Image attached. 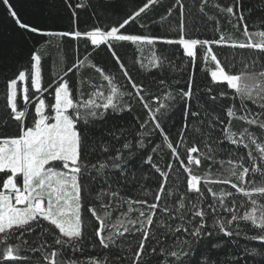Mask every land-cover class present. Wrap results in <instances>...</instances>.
<instances>
[{
  "label": "snow or ice",
  "instance_id": "1",
  "mask_svg": "<svg viewBox=\"0 0 264 264\" xmlns=\"http://www.w3.org/2000/svg\"><path fill=\"white\" fill-rule=\"evenodd\" d=\"M0 3L19 34L33 42L23 70L12 64L14 53L0 46L7 109L0 123L8 127L11 121L16 126L14 135H0V264H264V18L256 30H250L254 9L245 8L244 0L211 5L235 19L233 27L242 30L243 41L235 40L221 32L219 20L206 11L209 0H198V12L213 22L219 36L192 38L188 35L191 14L183 0H176L177 36L173 38L127 31L134 23L146 29L139 18L160 0H146L113 25L83 30L77 9L93 8L99 19L111 15L117 4L43 0L42 16L51 21L50 27L23 22L10 0ZM51 9H56L55 14ZM260 10L264 11V0ZM172 14L170 8L167 17ZM63 19L69 27L56 28ZM68 41L75 44L74 62L43 89H51L52 102L42 94L33 101L30 88L42 93V61L55 46L63 63ZM81 43L86 49L83 58ZM125 45L139 54L133 60L139 81L118 54L117 48ZM158 45L182 49L193 69L186 87L173 88L163 75L167 58L157 54ZM213 45L255 55L242 57L238 61L242 67L233 71L235 56L230 67L227 57L218 58ZM146 48L151 50L147 60L143 58ZM101 52L118 66L125 84L96 62ZM198 62L210 77L199 85ZM84 69L94 70L100 82L85 79ZM133 102L139 103L146 119H127ZM177 113L181 122L173 125L177 136L173 140L168 125ZM234 120L246 127L234 131ZM217 129L221 137L213 135ZM225 142L235 147L220 148ZM162 147L178 162L171 183L173 165L162 170L152 155ZM217 151L229 154L227 175L213 176L210 169L199 174L205 161L223 168L225 161L216 160ZM130 167L137 175H130ZM157 173V187L145 190L141 183L138 196L128 194V183ZM212 185L227 188L217 192ZM125 205L126 211L114 217L113 212ZM137 237V243L131 244L130 238ZM241 241H246L243 247ZM228 245L240 250L228 252Z\"/></svg>",
  "mask_w": 264,
  "mask_h": 264
},
{
  "label": "trees",
  "instance_id": "2",
  "mask_svg": "<svg viewBox=\"0 0 264 264\" xmlns=\"http://www.w3.org/2000/svg\"><path fill=\"white\" fill-rule=\"evenodd\" d=\"M78 2V0H73V3L75 4ZM92 4H95V0H91ZM114 3L117 4L116 9H114L113 13L108 16H100L99 19H97L96 16H94L93 8H86V9H77V11L80 13V28L86 29L91 28L94 25H99L101 27L113 25L116 23V21L121 19V16L125 12H131L133 8L137 6H142L146 0H113ZM186 7V12L190 13V18L188 21L189 24V31L188 35L192 38H200V39H218L219 33L214 32V25L213 22L208 21L206 17H202L201 14L198 12L197 9V3L198 0H183ZM232 2V0H209V6L206 8V11L209 13V15L215 16L219 20L220 24V31L223 32L226 36L231 35L233 39L243 41L242 36V30L238 31L236 28L233 27V24L235 23L234 18L226 17L224 14L218 12L215 8L211 7V5L219 3L221 5H228ZM10 3L13 4L15 10L17 11L18 15L20 16L21 20L26 23H34V22H40V23H47V26H53L51 24V21L45 22L42 13L46 10V5L43 3V0H10ZM245 8L252 7L254 9L251 17H249V24H250V30H256V28L260 25L261 18H264V11H261V0H244ZM175 5L176 0H160V3L153 8H151L147 14L143 15L141 18H139L140 23H143L147 26L146 29H141L139 27V24H132L128 26L127 31L130 33H145V34H153V35H165V36H171L175 38L177 36L176 32V21H177V15L175 11ZM172 8L173 14L171 17H167L168 10ZM53 14H55L56 9H51ZM247 16V13H245ZM165 17H167L165 19ZM232 20V23H229V20ZM58 29H67L69 27V21L67 19H63L58 21L55 25ZM0 46H3L7 49H10L14 53V61L12 64H14L15 68H18L20 70H23V66L27 64L29 51L33 47L32 40L28 39L26 36L22 37L19 34V31L14 26V22L11 20V17L8 16L6 8L0 3ZM64 51L66 52L64 62L61 63L58 60V49L57 47L53 46L51 49V56H45L44 60L42 61V93H36L34 90L30 88V82H29V88H30V98L34 101L35 98L38 95H43L47 98V101L49 103L52 102V96L50 94L51 89L48 92L43 91L45 88H49V85L57 79L59 75H63L64 71H66V68L68 66H71V64L74 62L76 53L74 52L75 44L74 42L68 41L64 44ZM213 50L217 53L218 58H220L222 61L225 60V57H227V62L229 63V66L231 67V64L233 63L232 57L235 56L236 62L235 67L232 68L233 71H236L242 67V65L238 62L242 57L247 56H254L255 53L251 52L250 50H240V49H230L228 47H218L216 45H213ZM118 54L122 56L123 61L126 63V65L129 67V69L132 71L133 76L139 81L141 80V76L137 75L136 69L133 68V60L139 55L136 53L135 49L131 46L125 45L122 48H117ZM156 52L158 55L162 57H166L165 61V73L163 74L169 83L172 84L173 88H181L186 87L185 81L188 78L189 72L193 71L191 68V65L186 57L182 54V49H179L178 46H167V45H158L156 48ZM86 53V49L84 48L83 43L80 44L79 47V55L81 58ZM151 57V50L145 49V52L143 53V58L145 60L149 59ZM96 62L100 63L102 66H105L107 69L111 71V73L117 77L119 82L121 84H125L126 81L123 80L122 75L118 71V66L115 65L114 61L110 59L109 54L106 52H101L100 55L96 58ZM12 66V65H10ZM84 73L85 79H92L96 82H100V77L97 73L94 72V70L91 69H84L82 70ZM11 71L8 72V75H11ZM71 73L69 74V77H71ZM77 75H80V73H77ZM69 77H66L69 78ZM175 80H179L180 83L176 84L174 83ZM195 80L196 84H203L206 82V80H210V77L206 76L205 71H203L202 63L198 62L197 66L195 68ZM145 82H147V79H145ZM85 93H87L88 89L85 87ZM19 104L22 107L23 101L18 97ZM225 103H228V101H225ZM253 107V110L255 111V106ZM31 111V110H30ZM132 116H138L140 120L146 119L145 111L140 107L139 103L133 102V111L132 114L127 116L128 120H131ZM7 117V109H6V97H5V77L4 75L0 74V119H6ZM181 122V116L179 113H177L172 121L169 122L168 128L171 131V139L176 140V127H173V125L178 126ZM118 123L123 124L124 121L120 120ZM9 126L5 127L3 123H0V135L3 134H9L14 135L16 132V126L13 122L8 121ZM243 127H246L242 122L240 121H233L232 128L234 131H239ZM253 131H256L259 133V129H252ZM214 136L221 137L222 132L217 129L214 133ZM157 144L160 143V139L157 138L156 140ZM202 149L204 148V145L200 143L198 145ZM215 147V145H213ZM235 146L228 144L225 142L224 144L220 145V148L223 149H233ZM182 151V149H181ZM255 152V149H253ZM244 150L241 149L239 154H243ZM154 162L162 169L167 171V165L172 164L173 169L170 175V183L172 180H175V177L177 175L176 169L178 167V162L174 160V158L171 156V153L166 148L162 147L161 150L157 151L156 153H153ZM229 154L227 151H217L216 152V160H224V166L221 168L219 163H210L209 161L204 162V167L199 169V174H203L209 169L211 170V173L213 176H219L221 173L225 172V169H227L229 166L227 164V160L229 159ZM232 159H236L235 156L231 157ZM154 171V170H153ZM194 171H197L194 169ZM130 175H137L135 168L129 169ZM182 172V170H181ZM145 175H149L147 172V169H145ZM181 179H183V175H181ZM121 184H124V181H120ZM144 184L146 186L145 190L147 189V186H151L152 189L158 186L159 183V174L151 175L148 180H141L138 183H128L126 187L130 189L129 195L131 196H138V188L139 184ZM183 184L180 185L181 191L183 190ZM214 190L219 192L221 188H227V186H221V185H212ZM231 190V189H228ZM234 191V190H231ZM151 199V197H149ZM237 199H240V197H237ZM126 205L122 208H118L117 211L113 212V216H117L120 211H126ZM98 211L103 212L102 209H98ZM90 215V214H89ZM90 234V230H89ZM137 239H131L130 243L135 245L137 243ZM246 243V241L240 242V247H243V245ZM127 247V244L125 245ZM239 251L240 249L236 245H228L226 248V251ZM223 259V257H221Z\"/></svg>",
  "mask_w": 264,
  "mask_h": 264
},
{
  "label": "rangeland",
  "instance_id": "3",
  "mask_svg": "<svg viewBox=\"0 0 264 264\" xmlns=\"http://www.w3.org/2000/svg\"><path fill=\"white\" fill-rule=\"evenodd\" d=\"M41 86H42V84H41Z\"/></svg>",
  "mask_w": 264,
  "mask_h": 264
}]
</instances>
